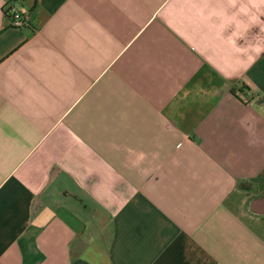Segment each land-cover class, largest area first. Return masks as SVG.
Segmentation results:
<instances>
[{
    "label": "crops",
    "instance_id": "0c3cea01",
    "mask_svg": "<svg viewBox=\"0 0 264 264\" xmlns=\"http://www.w3.org/2000/svg\"><path fill=\"white\" fill-rule=\"evenodd\" d=\"M0 264H264V0H0Z\"/></svg>",
    "mask_w": 264,
    "mask_h": 264
},
{
    "label": "built area",
    "instance_id": "2783aa9c",
    "mask_svg": "<svg viewBox=\"0 0 264 264\" xmlns=\"http://www.w3.org/2000/svg\"><path fill=\"white\" fill-rule=\"evenodd\" d=\"M9 13L12 18V25L14 28H24L28 26L30 18L27 13H23L19 5H10Z\"/></svg>",
    "mask_w": 264,
    "mask_h": 264
},
{
    "label": "trees",
    "instance_id": "16d2710c",
    "mask_svg": "<svg viewBox=\"0 0 264 264\" xmlns=\"http://www.w3.org/2000/svg\"><path fill=\"white\" fill-rule=\"evenodd\" d=\"M231 92L244 102H250L254 97L253 93L250 92V89L244 84L233 86Z\"/></svg>",
    "mask_w": 264,
    "mask_h": 264
}]
</instances>
